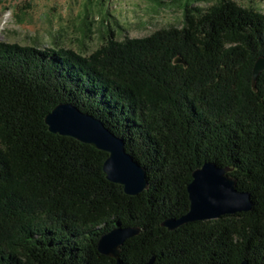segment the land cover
Masks as SVG:
<instances>
[{
  "label": "trees",
  "instance_id": "16d2710c",
  "mask_svg": "<svg viewBox=\"0 0 264 264\" xmlns=\"http://www.w3.org/2000/svg\"><path fill=\"white\" fill-rule=\"evenodd\" d=\"M110 31L90 54L0 42V264H264V72L252 85L264 13L189 2L181 27ZM60 103L121 137L149 189L126 194L107 152L51 132ZM206 162L231 168L252 209L169 230ZM118 223L138 230L119 261L99 250Z\"/></svg>",
  "mask_w": 264,
  "mask_h": 264
},
{
  "label": "rangeland",
  "instance_id": "374dc122",
  "mask_svg": "<svg viewBox=\"0 0 264 264\" xmlns=\"http://www.w3.org/2000/svg\"><path fill=\"white\" fill-rule=\"evenodd\" d=\"M219 0H0V42L65 47L90 54L109 39L147 37L181 27L185 4ZM264 13V0H235Z\"/></svg>",
  "mask_w": 264,
  "mask_h": 264
},
{
  "label": "water",
  "instance_id": "95a60500",
  "mask_svg": "<svg viewBox=\"0 0 264 264\" xmlns=\"http://www.w3.org/2000/svg\"><path fill=\"white\" fill-rule=\"evenodd\" d=\"M181 63V59H177ZM264 72V55L254 65L252 85L257 90V81ZM46 123L53 133L72 137L90 144L109 154L104 162V172L109 181L122 185L126 194L136 196L149 189L146 169L126 150L125 141L106 127L99 118L83 112L72 103H60L47 114ZM231 168L206 162L193 172L188 185L189 211L163 223L169 230L189 222L217 219L223 215L249 211L253 207L251 196L237 188V181L229 172ZM138 234L135 227H117L103 235L99 250L106 256L119 261L120 247L129 238ZM242 264H248L243 261Z\"/></svg>",
  "mask_w": 264,
  "mask_h": 264
}]
</instances>
